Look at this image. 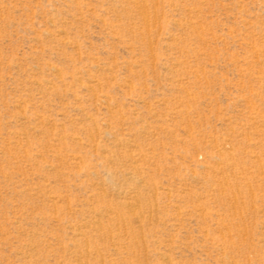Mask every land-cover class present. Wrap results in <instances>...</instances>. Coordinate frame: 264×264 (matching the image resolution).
I'll return each mask as SVG.
<instances>
[{"label":"rangeland","instance_id":"374dc122","mask_svg":"<svg viewBox=\"0 0 264 264\" xmlns=\"http://www.w3.org/2000/svg\"><path fill=\"white\" fill-rule=\"evenodd\" d=\"M0 264H264V0H0Z\"/></svg>","mask_w":264,"mask_h":264}]
</instances>
